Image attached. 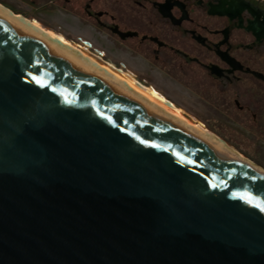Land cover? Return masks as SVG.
Instances as JSON below:
<instances>
[{"label":"water","instance_id":"obj_1","mask_svg":"<svg viewBox=\"0 0 264 264\" xmlns=\"http://www.w3.org/2000/svg\"><path fill=\"white\" fill-rule=\"evenodd\" d=\"M244 192L264 177L0 22V264H264Z\"/></svg>","mask_w":264,"mask_h":264},{"label":"flooded vegetation","instance_id":"obj_2","mask_svg":"<svg viewBox=\"0 0 264 264\" xmlns=\"http://www.w3.org/2000/svg\"><path fill=\"white\" fill-rule=\"evenodd\" d=\"M0 2L44 26L42 13L57 9L56 31L70 39L65 29L78 24L76 39L112 68L130 70L142 84L183 79L222 117L264 133V0Z\"/></svg>","mask_w":264,"mask_h":264},{"label":"bare ground","instance_id":"obj_3","mask_svg":"<svg viewBox=\"0 0 264 264\" xmlns=\"http://www.w3.org/2000/svg\"><path fill=\"white\" fill-rule=\"evenodd\" d=\"M0 22L19 30L52 53L78 67L145 109L195 136L220 154L250 168L264 177V167L251 160L231 142L207 127L196 116L187 113L152 84H142L130 70L114 69L89 52V44L75 42L62 33L44 26L38 20L11 12L0 3ZM89 42V41H88Z\"/></svg>","mask_w":264,"mask_h":264},{"label":"rangeland","instance_id":"obj_4","mask_svg":"<svg viewBox=\"0 0 264 264\" xmlns=\"http://www.w3.org/2000/svg\"><path fill=\"white\" fill-rule=\"evenodd\" d=\"M21 7L26 9L28 6L23 4ZM42 18L44 23L47 24L45 25L46 27L55 31L58 30L56 25L60 23L61 17L57 9L42 13ZM79 29L78 24H72L65 30L70 33V39L79 43L80 41L76 39L77 35H81L78 34ZM100 43L102 44L103 40L100 39L97 45H100ZM146 84L157 85L167 97L172 99L177 105L185 108L184 110L187 113L201 119L208 128L224 137L237 149L239 148L243 154L264 167V133L255 131L250 122H238L222 117L217 112L215 104H211L207 99L202 98V91L197 90L193 84H187L183 79H175L167 85L153 79Z\"/></svg>","mask_w":264,"mask_h":264},{"label":"snow or ice","instance_id":"obj_5","mask_svg":"<svg viewBox=\"0 0 264 264\" xmlns=\"http://www.w3.org/2000/svg\"><path fill=\"white\" fill-rule=\"evenodd\" d=\"M32 78H33V79L36 81V83H38V84L43 85V84H46V83H47L46 80H42L41 78H39V77H37V76H33ZM109 119H110V117H109ZM142 142H143V143H146V144H147V143H150L149 141H142ZM235 194L240 195V193H235ZM243 196H244V198H245L249 203H256L257 206L264 208V203H260V197L253 196L251 193H248V192H244V193H243Z\"/></svg>","mask_w":264,"mask_h":264},{"label":"trees","instance_id":"obj_6","mask_svg":"<svg viewBox=\"0 0 264 264\" xmlns=\"http://www.w3.org/2000/svg\"><path fill=\"white\" fill-rule=\"evenodd\" d=\"M3 5H5V4H3ZM6 7H9L8 5H5ZM10 8V7H9ZM12 11L13 12H15V13H19V12H17V11H14L13 9H12ZM22 15H24V14H22ZM25 16V15H24Z\"/></svg>","mask_w":264,"mask_h":264}]
</instances>
